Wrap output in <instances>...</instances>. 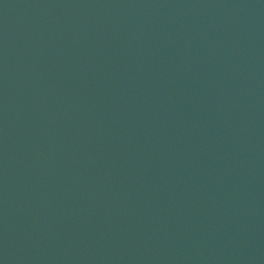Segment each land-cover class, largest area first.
I'll list each match as a JSON object with an SVG mask.
<instances>
[{"label": "water", "instance_id": "water-1", "mask_svg": "<svg viewBox=\"0 0 264 264\" xmlns=\"http://www.w3.org/2000/svg\"><path fill=\"white\" fill-rule=\"evenodd\" d=\"M0 264H264V0H0Z\"/></svg>", "mask_w": 264, "mask_h": 264}]
</instances>
